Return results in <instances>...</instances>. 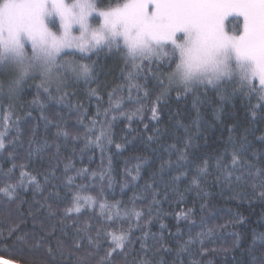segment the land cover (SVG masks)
Returning a JSON list of instances; mask_svg holds the SVG:
<instances>
[{
    "label": "snow or ice",
    "instance_id": "6c2138e0",
    "mask_svg": "<svg viewBox=\"0 0 264 264\" xmlns=\"http://www.w3.org/2000/svg\"><path fill=\"white\" fill-rule=\"evenodd\" d=\"M105 50L122 58L125 65L122 74L130 90L135 88L138 93L143 90L145 97L155 96L151 107L154 119L157 118V106L172 90L187 95L211 89L225 101L239 93L249 98L255 96L258 101L256 107L264 106V0H108L106 4L103 0H0V99L7 97L9 101L15 100L28 81H39L35 86L48 99L56 100L54 94H60L59 99L63 100L68 95L65 89L80 81L88 83L97 79L96 61H92L91 57H98ZM153 81L157 91L150 93L148 89ZM254 81H258L259 87ZM97 93L98 89H89V95L99 100L101 98ZM114 99V95L110 94L109 109L103 112L105 124L110 111L124 115L120 103L113 104ZM100 114L98 109L97 117L84 126V147L81 151L98 149L103 156L105 148L113 144V139L111 124L107 129L101 126L99 135L96 134ZM116 118V115L111 116L112 121ZM44 119L46 132L51 121L46 117ZM6 135L7 130L0 131V153L7 152L12 160L16 155V141L6 144ZM36 135L35 131L31 133L29 158L51 147L47 141L33 147ZM55 136L58 155L59 137L67 139L69 133L57 126ZM79 138V133L73 137L75 140ZM191 143L192 137L189 136L185 151L178 155L176 168L180 175L173 176L165 186V199L169 187L177 192L175 185L180 182L181 176L188 184L185 192L194 191L201 199L207 198L209 193L205 188L208 180L223 187L221 169L224 182L231 188L233 172L246 165V175H236L234 180L237 184L251 181L253 197L264 201V165L258 166L259 157L254 154L253 159L257 163H248L239 159L240 151L233 149L231 169L222 158L217 157L215 176L207 158H201L194 171H186L185 163L181 162L187 161V148ZM115 147L120 149L122 145L116 144ZM21 168L16 183H4L0 187V197L7 198L9 202L14 201L19 190H27L29 186L34 193H43V186L36 176L24 171V166ZM13 169L5 175L11 176ZM55 173L56 167L49 168L45 173V182H49V176L55 177ZM125 174L136 181L139 165L136 175L127 169ZM63 177L64 186L71 193V206L64 207L63 214H59L58 206L51 203L52 197H59V189L55 186L39 204V209L47 212V218L55 221L46 233L55 240V247L43 237L34 245L36 248L47 245L48 264H57V257L59 264H64L65 258L68 264H91L90 257L96 255L103 243H107L108 247L95 264H113L118 259H123L125 264H167L164 257L172 253V249L146 227L161 203L158 191L153 189L147 213L137 211L134 206L128 208L120 201L109 203L104 197L114 182L111 158L107 169L100 171L99 175L87 168L76 169L71 162L66 163ZM77 178L86 183H76ZM124 187L127 184L122 185L121 191ZM145 188H153V185L146 184ZM88 191H97V194H84ZM237 195L234 194L233 198ZM137 198L134 194L133 203ZM96 209H99L98 216ZM89 211L97 216L99 225L94 236L90 221L83 225L79 223ZM73 213L76 215L73 216ZM29 214L32 215L31 212ZM191 214L190 210L186 215ZM69 220H72L71 225L67 223ZM115 221L127 224V229L119 233L109 232L107 228ZM57 227L61 238L56 237ZM18 229L17 224L8 228L7 235L0 232V242L7 243L13 238L14 242L23 241L24 235H17ZM258 238L264 242V233ZM195 242L190 237L181 243L178 237L174 254L181 256ZM137 243L139 251L135 248ZM236 246H239L238 241ZM128 257L132 259L129 261ZM5 264L8 262L5 261ZM22 264H38V261L30 257ZM253 264H264V256L254 259Z\"/></svg>",
    "mask_w": 264,
    "mask_h": 264
},
{
    "label": "trees",
    "instance_id": "16d2710c",
    "mask_svg": "<svg viewBox=\"0 0 264 264\" xmlns=\"http://www.w3.org/2000/svg\"><path fill=\"white\" fill-rule=\"evenodd\" d=\"M103 2L106 4L108 0ZM91 59L96 61L97 79L88 83L80 81L65 89L68 95L63 100L59 99L60 94H54L56 100L48 99L35 86L39 81H28L15 100L9 101L7 97L0 99V131L7 130L6 144L16 141L14 159L10 160L7 152L0 153V187L4 183H16L20 178L21 166H24V171L35 175L43 186V193H34L31 186L27 190H19L12 202L0 197V232L7 235L8 228L18 224L17 235H24L23 241L14 242L13 238L7 243L0 242V259L22 264L24 259L31 257L38 264H48L47 245L34 247L42 237L55 247V240L46 234L55 221L47 218L46 211L39 209V204L44 202L43 197L52 192L53 186L59 189V197H52L51 203L58 206V212L62 215L63 208L71 206V193L64 186V165L71 162L76 169L87 168L99 175L100 171L107 169L109 158L114 180L112 188L105 192L104 198L109 203L120 201L128 208L134 206L137 211L147 213L153 189L160 193L161 203L150 218L152 222L146 227L172 249V253L164 257L167 264H253L254 259L264 256V242L258 238L264 233V201L253 197L251 181L237 184L234 180L236 175H246V165L233 172L231 188L224 182L221 169L223 187L208 180L205 188L209 193L207 198L201 199L194 191L185 192L188 184L183 176L175 187L177 192L184 195H178L169 187L167 199L164 198L165 186L173 176L180 175L176 168L178 155L185 151L189 136L192 137V143L187 148V161L181 162L185 163L186 171H194L201 158H207L212 164V175L215 176L217 157L222 158L231 169L233 149L241 152L240 160L256 164L257 161L253 159L255 154L260 158L258 166L264 165V106L256 107L257 98L238 93L225 101L211 89L207 92L201 89L187 95L172 90L157 106V118L154 119L151 107L155 96L145 97L143 90L138 93L135 88L129 89L123 78L125 65L119 54L105 50L98 57L92 55ZM253 83L259 87L257 82ZM154 85L155 81L149 86L150 93L157 91ZM89 89H98L97 96L101 99L90 96ZM110 94L115 97L113 104L120 103L124 115L110 111L105 124L103 112L109 109ZM98 109L101 114L97 120L96 134L99 135L101 126L107 129L108 124H111L113 139V144L105 148L103 156L98 149L81 151L84 147V126L97 117ZM112 115L117 116L115 121H112ZM45 117L51 121L46 132ZM57 126L69 133L67 139L59 137L58 155L55 136ZM33 131L37 133L33 147H38L44 141L51 147L29 158V141ZM77 133L80 138L75 140L73 137ZM149 137L152 139L149 140ZM116 144L122 147L117 149ZM137 165L139 177L132 181L131 176H126L125 170L136 175ZM161 165H164L163 169ZM51 167H56L55 177L49 176V182L46 183L45 173ZM9 169H13L11 176L5 175ZM76 183L86 182L77 178ZM124 184L127 187L121 191ZM146 184L153 185V188L146 189ZM96 188L98 190V184ZM237 193L239 195L233 198ZM84 194L95 196L97 191ZM134 194L138 198L133 203ZM190 210L192 214L186 215ZM95 211L98 216L99 209ZM97 216L91 215L89 211L79 221L81 225L90 221L93 236L95 228L99 226ZM67 223L71 225L72 220ZM100 223H103L102 218ZM127 227V224L115 221L107 230L119 233ZM201 233L204 235H199ZM56 237L61 238L59 227ZM178 237L181 243L190 237L196 241L188 252L179 257L174 254ZM107 247V243L102 244L96 255L90 257L91 264L104 255ZM135 248L139 251V243ZM131 259L128 257L129 261ZM56 260L59 264V257ZM64 264H68L66 258ZM113 264L125 262L118 259Z\"/></svg>",
    "mask_w": 264,
    "mask_h": 264
},
{
    "label": "water",
    "instance_id": "95a60500",
    "mask_svg": "<svg viewBox=\"0 0 264 264\" xmlns=\"http://www.w3.org/2000/svg\"><path fill=\"white\" fill-rule=\"evenodd\" d=\"M8 262V261H7ZM0 264H5V260L0 259ZM8 264H13L11 262H8Z\"/></svg>",
    "mask_w": 264,
    "mask_h": 264
},
{
    "label": "rangeland",
    "instance_id": "374dc122",
    "mask_svg": "<svg viewBox=\"0 0 264 264\" xmlns=\"http://www.w3.org/2000/svg\"><path fill=\"white\" fill-rule=\"evenodd\" d=\"M255 82H257V84L259 85L258 81H255Z\"/></svg>",
    "mask_w": 264,
    "mask_h": 264
}]
</instances>
